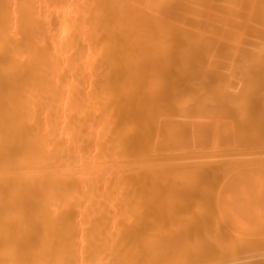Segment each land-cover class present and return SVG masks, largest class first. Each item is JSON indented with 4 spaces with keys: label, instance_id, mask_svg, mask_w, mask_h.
Here are the masks:
<instances>
[{
    "label": "bare ground",
    "instance_id": "1",
    "mask_svg": "<svg viewBox=\"0 0 264 264\" xmlns=\"http://www.w3.org/2000/svg\"><path fill=\"white\" fill-rule=\"evenodd\" d=\"M230 1L0 0V264H200L207 141L264 134V0ZM258 156L227 178L264 202Z\"/></svg>",
    "mask_w": 264,
    "mask_h": 264
},
{
    "label": "rangeland",
    "instance_id": "2",
    "mask_svg": "<svg viewBox=\"0 0 264 264\" xmlns=\"http://www.w3.org/2000/svg\"><path fill=\"white\" fill-rule=\"evenodd\" d=\"M196 0H190V2H192V4L195 6L196 4H197V7H208V6H213V5H225V6H229L228 4L229 3H227L228 2V0H227V2H226V0H197L196 2H195ZM201 3L200 5H199V2ZM225 1V2H224ZM230 1V0H229ZM198 2V3H197ZM196 3V4H195ZM226 3V4H225ZM230 3H232L231 1H230ZM244 92V91H243ZM241 106H243L244 107V105L243 104H241ZM240 105L238 106V107H241ZM253 109H254V107H253ZM259 110V109H254L253 111H252V114H257V111ZM259 112V111H258ZM240 116V115H239ZM222 117V116H221ZM224 117V116H223ZM256 117V116H255ZM254 117V118H255ZM239 117L237 116L236 118L234 117V118H232L233 120H230V121H224V119L225 118H223V121H224V123L225 124H223V126L222 127H224V125H225V131L223 130V132L225 133V135H224V133H223V135H224V137L225 138H223V135H222V138H223V140L221 139V141H222V144L221 143H219L220 141H217L218 143H219V145L221 144V146H216V145H214L215 143H217L216 142V140H218V139H214L212 136H214L215 134H212V136L210 135V138L211 139H209V141H207V142H209V144L208 145H212L213 144V147H214V150L216 151V153H215V151H211V149L210 148H208V150L205 148V150H207V151H209V152H207V157L209 156V157H211V159L210 158H207V159H204L206 162H208V169H209V167H210V170L212 171V173H214L213 171L215 170V172H216V176H217V171L216 170H218V172L220 171V167H219V169L217 168V166H223L224 165V169L222 168L221 170H224L225 172H223V173H219V175L216 177L215 175H213L212 173H210V174H212L211 176L214 178V176L216 177V178H214L213 179V182H210V180H206L205 181V179H204V181H205V183L206 182H208L207 184H209L208 185V187L206 186H204V185H206V184H203L202 186L203 187H205V189H207L208 190V196L210 197V199L211 200H209V197L207 196H205V195H207V194H203L206 198H207V200H208V202L206 201H204L203 202V206H205L206 205V207H208V204H209V209L210 208H212V210H211V213H213L212 211H213V209L217 206V208L219 209L218 211H220L219 213H216L217 215H214L215 214V212H218V211H214V213L213 214H211L212 215V217H208V216H210V210L207 208L206 210L209 212V214H207L206 216H207V218H210V221H208V222H210V224H211V226L212 227H214L215 226V228L217 227V225H215L216 224V220H217V222H218V220H219V217H221V219L220 220H223L222 222H223V224H222V222L220 221V222H218V224H219V226H221L220 228H219V230H221V231H219V234L217 233L218 231H217V228L215 229L214 228V230L213 229H211L212 227H209V223L207 222H205L206 224H205V226L203 225V228H205V227H207V224H209L208 225V227L206 228V231H208L209 230V232H207V236H203V235H201V238H202V236H203V239H204V237H205V239L204 240H202L203 241V245L202 246H205L204 248H206V249H208L205 253H206V256H205V258H204V256H201L202 258H201V261H203V262H201L200 261V264H232V263H234V264H240V261L241 262H244V260L245 261H248V260H246L247 258L248 259H250V261H248V263L249 262H251V263H254L255 261L254 260H256V259H259V260H261L262 261V258H261V256L258 258L257 256H255V255H261L263 252H264V244H261L262 242H264V233H262L261 232V229H263L264 230V227H263V225H264V223L262 222V221H264V205H263V200L262 199H260V196L257 194L258 192H256V193H252V194H250V195H246V196H250V198L247 200L246 199V197H244L245 199H243V197H240V196H242V195H240V193L242 192V190L243 189H245L246 190V193H247V190L248 189H246V187L245 188H243L242 190H239V191H241V192H238V189H239V186L238 185H235V186H237L238 188H236V187H234L233 188V185L235 184V183H237V182H233L234 184L232 185V182H231V180H229L228 178H230L231 177V175L233 176L234 174H237L236 172H234V171H237V172H239L241 169H242V166H243V164L245 163V161H244V159L246 158V160H247V158H251V155L253 156L252 158L257 162L258 160H256V158H257V156L261 153V152H264V134L262 135H260L259 133H257V131L255 132L254 131V128H255V126L253 127V125H256L255 123L257 122V118H258V120L259 119H261V118H259V117H256V120L254 119H252L251 120V117L247 120V122L245 121V120H243L242 119V117L240 116V118L238 119ZM217 119V118H216ZM220 120H221V118H219ZM220 120H215V123L213 122V120L211 119L210 121H212L215 125L217 124V125H220L221 126V124H220ZM235 120V121H234ZM238 120H240L239 122H238ZM262 120V119H261ZM216 121H218V122H216ZM222 121V122H223ZM256 121V122H255ZM264 121V120H263ZM207 122V121H206ZM249 122V123H248ZM207 123H209V122H207ZM240 123V124H239ZM244 123V124H243ZM249 125H248V124ZM250 123L252 124L251 126H250ZM258 123H260V120H259V122H257V125H258ZM212 124V123H211ZM213 124V125H214ZM227 124V125H226ZM229 124H231V125H229ZM236 124V125H235ZM263 124V123H262ZM210 125V123L207 125V126H209ZM233 125V126H232ZM260 125H261V123H260ZM219 126V127H220ZM241 126V127H240ZM259 126V125H258ZM258 126H256L257 128H258ZM238 130H237V129ZM257 128H255V129H257ZM231 129H233V130H231ZM236 129V130H235ZM245 129V130H244ZM229 130V131H228ZM236 132V133H234V132ZM239 131H240V133H239ZM248 131V132H247ZM228 132H232L233 134H230V133H228ZM207 133V132H206ZM211 133V132H210ZM209 132H208V134H210ZM230 135V136H228V135ZM253 134H255L254 136H253ZM235 137H234V136ZM249 135V136H248ZM207 136H209V135H207ZM207 136H205V137H207ZM216 136V135H215ZM214 136V137H215ZM231 136H233V137H231ZM245 136V137H244ZM253 136V137H252ZM228 137V138H227ZM238 137V138H237ZM242 138V142H241V138ZM258 137H260V139L258 138ZM207 138H209V137H207ZM215 138H217V136L215 137ZM219 138V137H218ZM235 138V139H234ZM250 138V139H249ZM212 139H214V140H212ZM248 141H247V140ZM259 139V140H258ZM262 139V140H261ZM214 141V142H212V143H210V141ZM228 140V141H227ZM234 140V141H233ZM204 141H205V139H204ZM224 141V142H223ZM227 141V142H226ZM236 141H238V142H240V143H236ZM246 141V142H245ZM252 141V142H251ZM260 141V142H259ZM257 142V143H256ZM227 143H229L230 145H228ZM233 143V144H232ZM255 143V144H254ZM205 144V143H204ZM237 144V146H235ZM244 144V145H243ZM246 144L248 145L247 146V148H246ZM250 144V145H249ZM206 146L205 147H207L208 145H207V143L205 144ZM224 145V146H223ZM253 145H256V146H260L261 145V148L259 147L258 148V151H259V149L261 150V152L259 151H256L254 148L256 147V146H253ZM223 146V147H222ZM229 146V147H228ZM254 148H253V147ZM208 147H212V146H208ZM213 147H212V149H213ZM216 147H219V148H216ZM226 147V148H225ZM232 147H234V148H232ZM236 147V148H235ZM243 149H242V148ZM251 149H253V150H251V152H249V151H246V150H250V148ZM223 148L225 149L224 150V152L222 151L223 150ZM228 148V149H227ZM263 148V149H262ZM222 149V150H221ZM230 149H233V150H230ZM219 150V151H218ZM229 150V151H228ZM254 150H255V152H256V154H258V155H256L255 157H254V155H253V152H254ZM234 151V152H233ZM238 151V152H237ZM243 151H245V152H243ZM206 152V151H205ZM214 154H213V153ZM221 153V155H220V153ZM223 152V153H222ZM230 152V153H229ZM242 152V153H241ZM258 152V153H257ZM219 153V154H218ZM233 153V154H232ZM240 153V154H239ZM245 153H247V157L245 156ZM251 153V154H250ZM217 154V155H216ZM227 154V155H226ZM238 154V155H237ZM249 154V155H248ZM211 155V156H210ZM216 156V157H214V156ZM229 155V156H228ZM237 155V156H236ZM212 156H213V158H212ZM223 156V157H222ZM232 156V157H231ZM234 156H236V157H234ZM250 156V157H249ZM262 156H264V153H261L259 156H258V158H261ZM222 157V158H221ZM242 157V158H241ZM204 158H206V153H205V157ZM226 158V159H225ZM210 159V160H209ZM240 159H243V160H240ZM217 160V161H216ZM222 160V161H221ZM224 160V161H223ZM239 160H240V162H239ZM217 162V164H215L216 162ZM219 161V162H218ZM234 161V162H233ZM239 162V165H240V163H242V165H237V162ZM205 162V163H206ZM210 162H212V163H210ZM213 162H215V163H213ZM220 162L222 163V164H220ZM234 163H236L235 165L239 168V169H237L236 170V168L237 167H235L234 165H232V164H234ZM231 166H230V165ZM210 165V166H209ZM226 165V166H225ZM206 166H207V164H206ZM206 166H205V169H204V172L206 173H208L209 174V172H210V170H207L206 169ZM212 167H214V168H212ZM229 167H230V169H229ZM234 169H233V168ZM226 168H227V170H226ZM212 169H214V170H212ZM205 170H207V171H205ZM229 170V171H228ZM231 170H232V173H231ZM222 172V171H221ZM233 172H234V174H233ZM204 173V175H208V174H205ZM210 174H209V176H210ZM221 174V175H220ZM224 176H226V178L224 179L223 177V175ZM229 174V175H228ZM210 176V177H211ZM221 176V177H220ZM205 177H207L206 179H208V178H210V177H208V176H205ZM204 177V178H205ZM228 177V178H227ZM236 177V176H235ZM218 178H220L219 180H220V182H219V180H218ZM232 178V177H231ZM234 178V177H233ZM223 179V180H222ZM236 180H237V177L235 178ZM235 179H232L233 181H235ZM212 181V180H211ZM218 181V182H217ZM221 181H223V182H221ZM226 181V182H225ZM237 181H239V183L241 182L240 180H237ZM210 182V183H209ZM229 182V183H228ZM216 183H217V185H216ZM231 183V184H230ZM238 183V184H239ZM231 186H230V185ZM210 185H211V187H210ZM220 185V186H219ZM223 185H224V187H223ZM240 185V184H239ZM244 184H242L241 186H243ZM214 186V187H213ZM228 188H227V187ZM240 186V187H241ZM245 186V185H244ZM202 187V188H203ZM209 188V189H208ZM224 188V189H223ZM204 189V190H205ZM210 189H211V191H210ZM236 189V190H235ZM203 190V189H202ZM203 190V191H204ZM212 190H215V191H217V192H215L214 193V191H212ZM221 190V191H220ZM225 190H228L227 192H229V193H227ZM250 190V189H249ZM210 191V192H209ZM232 191H234V192H232ZM257 191H258V189H257ZM221 192V195L220 194H218V193H220ZM232 192V193H231ZM238 194H237V193ZM250 192H252V191H248V193H250ZM204 193H205V191H204ZM217 193V194H216ZM243 193H244V191H243ZM242 193V194H243ZM215 194H216V197H215ZM256 194V195H255ZM217 195H219V196H217ZM233 195H235V196H237V198L235 197V196H233ZM254 195V196H253ZM222 196V197H221ZM243 196H244V194H243ZM259 197V199H260V201H258L259 199L258 198H256V197ZM215 197V198H214ZM218 197V198H217ZM220 197V198H219ZM224 197H225V199H224ZM226 197H227V201H225L226 200ZM232 197H234V199L232 198ZM247 197V198H248ZM217 198V199H216ZM231 198V199H230ZM239 198L241 199V200H239ZM214 199H216V202L214 201ZM224 199V200H223ZM205 200V199H204ZM225 201L228 205H226V203L224 204V202L223 201ZM230 200V203H232V201H234L235 202V204H234V202H233V204H231L230 206H229V201ZM239 200V201H238ZM245 202H244V201ZM221 201V202H220ZM237 201V202H236ZM212 202V203H211ZM220 202V204H218ZM240 202V203H239ZM247 202L248 203H250V205H251V209L250 210H252V208L254 209V215L255 214H257V216H253V215H251V214H253L252 212H250V215H248V213H247V211H248V208L250 207L249 205H247ZM207 203V204H206ZM224 205H223V204ZM245 203V204H244ZM262 203V204H261ZM216 204V205H215ZM244 204V205H243ZM213 205V206H212ZM226 205V206H225ZM244 207H243V206ZM245 205H247V206H245ZM261 205V206H260ZM221 206L223 207V208H221ZM229 206V207H228ZM232 206V207H231ZM234 206H235V208H234ZM237 206V207H236ZM205 207V208H206ZM214 207V208H213ZM226 207V208H225ZM246 207H248V208H246ZM228 208H231V210L230 209H228ZM238 208H239V210H240V212H239V210H238ZM242 208H244V209H242ZM245 208H246V210L247 211H245ZM225 209V215H226V218L228 217H230V219L228 220V218L226 219V222H225V215H223L222 213L224 212H222L221 213V211L222 210H224ZM235 209V211L236 212H239L240 214H241V217L243 216V218H241L240 217V214L238 213V214H236V212L235 211H233ZM256 209H258V210H256ZM214 210H216V209H214ZM249 210V211H250ZM231 211V212H230ZM233 211V212H232ZM245 213H244V212ZM230 212V213H229ZM229 213V214H228ZM232 213H234V215L236 216L237 215V217H238V215H239V217H238V221H237V217H235V216H233V214ZM219 214H220V216H219ZM258 214H259V216H258ZM219 216V217H216V219H214L215 220V224H212V223H214V220H212L213 218H214V216ZM223 215V216H222ZM231 215L233 216V217H231ZM245 215V216H244ZM248 215V216H247ZM236 219H235V218ZM223 218V219H222ZM244 218H245V220H244ZM255 218H256V220H255ZM257 218H259V219H257ZM238 222H236L235 223V220ZM260 219H262V220H260ZM209 220V219H208ZM261 221V222H258V221ZM230 223L231 221L232 222H234V224H231V226H232V229H230L231 227H230V224L228 223V222ZM239 221H241L240 223H239ZM253 221V222H252ZM256 221V222H255ZM225 222V223H224ZM231 222V223H232ZM258 222V223H257ZM228 223V224H227ZM246 223V224H245ZM253 223V224H252ZM256 223H257V225H256ZM220 224H222V225H224L225 224V229L223 228V226L222 225H220ZM227 224V225H226ZM236 224V225H235ZM239 224H240V226H239ZM263 224V225H262ZM242 225V226H241ZM218 226V227H219ZM241 227V229H242V231H241V229L240 228H236V227ZM247 226V227H246ZM254 226V227H253ZM228 227V228H227ZM234 227H235V231L234 232H236L237 233V231H238V236H237V234H234L236 237H234V238H232V239H235V240H232L231 238H228V237H232L233 236V233L231 232H228L229 230L230 231H233V229H234ZM244 227H246V228H244ZM256 227V228H255ZM263 227V228H262ZM239 229V230H238ZM245 229H246V232L248 231L249 233H247L246 234V232H245ZM256 229V230H255ZM202 230V229H201ZM205 230V229H204ZM223 230H224V232H223ZM226 230H227V232L229 233V234H232V235H230L229 236V234H227V232H226ZM241 231V232H240ZM259 231V232H258ZM213 232H215V233H213ZM222 233V235H221V233ZM258 232V233H257ZM202 233L204 234V231H202ZM206 233V232H205ZM211 233V234H210ZM240 233V234H239ZM214 234H217L218 236L220 235V238L217 236H215L214 237ZM224 234V235H223ZM250 234H252V235H250ZM260 234V236H258ZM210 235H212V236H210ZM208 236H210L211 237V239H210V237H209V239H208ZM247 236V237H246ZM255 236V237H254ZM261 236H263V237H261ZM226 237V238H225ZM251 237V238H250ZM257 237V238H256ZM213 238V239H212ZM218 240V238L220 239L218 242L216 241V239ZM221 238H223L225 241H223V240H221ZM244 238H246V240H243ZM250 238V239H249ZM254 238V239H253ZM215 239V240H214ZM227 239H231L232 241H230V243H231V246H230V243H228L229 241H227ZM247 239H249L248 241L251 243V244H253V245H250V244H248L249 242H247ZM258 239H260L262 242L260 243V240L258 241ZM208 240V241H207ZM213 240H214V242H213ZM252 240V241H251ZM212 241V242H211ZM235 241V246H233V249L232 250H234V247H235V250L233 251V252H229V251H231V247H232V242H234ZM243 241V242H242ZM209 244H207V243ZM220 242V243H219ZM226 242V243H225ZM213 243H215V244H221L222 245V243L224 244V247H222V248H226V244H227V246H229L227 249H228V251H227V249H224V250H226V251H224V250H222V248L220 247V246H218V245H214ZM254 243H256V244H254ZM257 243H259L258 245H257ZM237 244V245H236ZM243 244V245H242ZM244 244H246V245H244ZM233 245H234V243H233ZM238 245L240 246V247H238ZM249 245H250V249L248 248L249 247ZM214 246V247H213ZM219 248H218V247ZM243 246L246 248V249H243ZM256 247V249L255 248H253V247ZM263 247V248H262ZM203 248V249H204ZM212 248V249H211ZM238 248H240V249H238ZM249 250H248V249ZM260 248V249H259ZM202 249V253L204 254V251L206 250H203ZM210 249V250H209ZM215 249V250H214ZM219 249V250H218ZM237 249V250H236ZM263 249V250H262ZM213 250V251H212ZM242 250V251H241ZM261 250V251H260ZM217 253H216V252ZM235 251H239V252H235ZM255 251V252H254ZM263 251V252H262ZM221 252V253H220ZM224 252V253H223ZM250 252H252V253H250ZM257 252V253H256ZM260 252H262V253H260ZM220 253V254H219ZM228 253V254H227ZM235 253V254H234ZM248 253V254H247ZM254 253H255V255H254ZM250 255H251V257H250ZM263 255V254H262ZM99 257L101 258V259H103V260H106V255L103 253V252H100L99 253ZM207 257V258H206ZM257 257V258H256ZM263 257V256H262ZM203 258H204V260H203ZM264 258V257H263ZM234 262H233V261ZM256 261H258V260H256ZM264 261V260H263ZM232 262V263H231ZM260 262V261H259ZM241 264H243V263H241ZM245 264H247V262L245 263ZM255 264V263H254ZM257 264H259V263H257ZM262 264H264V263H262Z\"/></svg>",
    "mask_w": 264,
    "mask_h": 264
}]
</instances>
